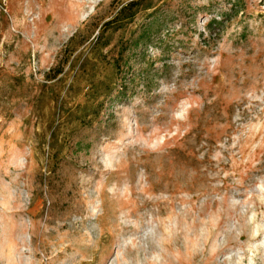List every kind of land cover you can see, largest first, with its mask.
<instances>
[{
  "label": "rangeland",
  "instance_id": "rangeland-1",
  "mask_svg": "<svg viewBox=\"0 0 264 264\" xmlns=\"http://www.w3.org/2000/svg\"><path fill=\"white\" fill-rule=\"evenodd\" d=\"M0 264H264V0H0Z\"/></svg>",
  "mask_w": 264,
  "mask_h": 264
}]
</instances>
